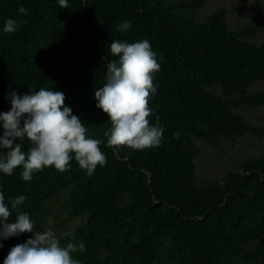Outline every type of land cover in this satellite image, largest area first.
Wrapping results in <instances>:
<instances>
[{"label": "trees", "instance_id": "1", "mask_svg": "<svg viewBox=\"0 0 264 264\" xmlns=\"http://www.w3.org/2000/svg\"><path fill=\"white\" fill-rule=\"evenodd\" d=\"M151 1L67 0L68 7L61 8L59 0H0V16L22 22L8 33L14 38L29 35L46 16L51 20L41 29L44 48L32 68L6 60L9 49L0 32L1 113L11 110L12 91L23 96L53 89L64 93L65 106L87 129L108 131L111 123L96 108L94 90L106 83L107 64L114 59L111 42L147 39L161 65L149 119L164 129L160 145L143 151L110 147L107 137L100 140L107 162L92 175L74 158L68 171L46 168L32 181L22 180V168L11 176L0 172V191L10 210L12 199L25 196L19 211L32 220L48 192L65 187L72 172H84L70 211V216L83 214L84 222L65 243H84L82 252L72 254L81 264H147L155 243L164 237L175 241L177 254L163 264H264V155L244 160L237 171L204 179L192 168L195 151L187 141L192 136L216 147L235 144L247 134L264 141V126L249 124L236 111L264 107V91H248L264 78V40L243 39L264 25V4L254 1L257 25L231 29L223 10L195 22L168 17ZM21 6L29 10L27 15L19 13ZM125 21L132 27L120 31ZM28 147L25 140L23 150ZM6 151L0 149V155ZM123 194L130 203L122 218L114 208ZM135 208L142 210L148 228L131 239ZM11 212L7 223L16 222L17 210ZM18 237L0 238V264L19 245Z\"/></svg>", "mask_w": 264, "mask_h": 264}, {"label": "clouds", "instance_id": "2", "mask_svg": "<svg viewBox=\"0 0 264 264\" xmlns=\"http://www.w3.org/2000/svg\"><path fill=\"white\" fill-rule=\"evenodd\" d=\"M59 5L67 8V0H59ZM28 11L23 6L19 8L23 15ZM21 23L9 18L3 31L14 33ZM131 27L125 21L119 30L127 31ZM110 52L114 59L107 64L106 83L94 90L96 108L111 123L104 133L107 145L137 151L158 147L164 129L159 124L153 126L149 119L152 115L149 102L157 91L154 78L161 69L156 53L147 39L134 43L115 40L111 42ZM65 100L63 92L47 88L23 96L15 91L10 93L11 110L0 113L3 127L0 149L7 150L0 155V172L11 176L14 170L22 168V180L32 181L34 174L46 168L61 173L68 171L73 158L88 175L106 164L101 141L88 135L85 124L65 106ZM180 135L177 132L174 138ZM17 140L21 142L16 143ZM25 140L30 145L27 151L23 150ZM25 200L23 195L11 200V210H17L16 222L7 223L12 212L0 191V238L33 232L35 224L29 214L19 211ZM84 248L83 242L62 246L52 230L36 231L34 238L10 250L4 264H81L72 254Z\"/></svg>", "mask_w": 264, "mask_h": 264}, {"label": "rangeland", "instance_id": "3", "mask_svg": "<svg viewBox=\"0 0 264 264\" xmlns=\"http://www.w3.org/2000/svg\"><path fill=\"white\" fill-rule=\"evenodd\" d=\"M255 0H202L196 3L195 0H152L150 4L158 12L166 14L168 17L173 15L175 18H183L195 22L204 21L212 13L223 10L225 21L231 29H239L246 25H257L252 14V8ZM264 4V0H259ZM7 15L0 16V32H2L1 41L9 49L7 61H12L20 68H32L38 66V55L44 48V42L41 36V29L51 22L46 16L42 22L37 24L29 35H23L20 39L14 38L3 31ZM248 42L259 43L264 40V25L258 26V31L254 36L245 37ZM14 65V66H15ZM264 91V78L252 84L248 91ZM243 115L249 124L264 126V107H248L236 110ZM1 113V110H0ZM2 127V123H0ZM3 129V127H2ZM106 130L88 129V135L99 140L106 139L104 133ZM187 141L192 145L195 154L191 158L194 172L201 178L214 179L221 177L228 171H237L241 163L252 157L264 155V141L256 140L251 135H244L238 142L221 143L214 147L202 139L188 136ZM81 175V176H80ZM84 172H72L66 178V186L47 196L41 201L38 212L32 218L34 230L32 233H23L19 235L18 242L26 243L28 239L34 238L36 231L52 230L59 238L62 246H65L66 237L73 233L84 222V215L77 214L70 216L73 205L72 196L81 189L84 183ZM129 196L123 194L116 199L115 213L118 217L127 215V205H129ZM131 239L138 237L144 230H147L148 224L143 218V212L140 208H135L130 214ZM147 224V225H146ZM177 254V246L172 238L164 237L154 245L153 254L149 256L147 264H163L174 259ZM111 264H120V261Z\"/></svg>", "mask_w": 264, "mask_h": 264}]
</instances>
